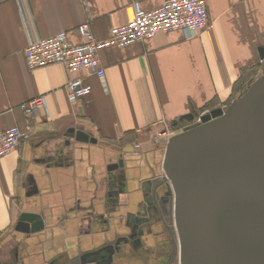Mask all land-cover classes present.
Listing matches in <instances>:
<instances>
[{"label":"crops","instance_id":"1","mask_svg":"<svg viewBox=\"0 0 264 264\" xmlns=\"http://www.w3.org/2000/svg\"><path fill=\"white\" fill-rule=\"evenodd\" d=\"M164 1L0 0V132H29L0 158V264H106L107 251L81 259L109 245L116 248L111 264H167L158 221L140 223L142 244L132 242L134 215L144 219L148 186L163 174L165 144L151 138L177 132L172 124L191 112L225 108L262 74L264 0H204L208 25L194 37L178 30L101 50L103 82L60 65L28 70L24 60L31 40L65 33L80 44L77 27L87 21L103 40L136 7L150 12ZM75 77L91 92L71 103L67 84ZM40 96L45 110L25 115L20 106ZM71 128L96 143L76 141ZM134 144L140 154L126 155ZM24 213L40 214L43 229L17 231Z\"/></svg>","mask_w":264,"mask_h":264},{"label":"water","instance_id":"2","mask_svg":"<svg viewBox=\"0 0 264 264\" xmlns=\"http://www.w3.org/2000/svg\"><path fill=\"white\" fill-rule=\"evenodd\" d=\"M257 52L263 61L264 46ZM68 132L78 142L97 141L82 128ZM161 168L172 194L178 264H264V71L225 109L173 134ZM15 229L41 231V215L24 213ZM115 249L100 248L81 261L107 251L111 264Z\"/></svg>","mask_w":264,"mask_h":264},{"label":"built area","instance_id":"3","mask_svg":"<svg viewBox=\"0 0 264 264\" xmlns=\"http://www.w3.org/2000/svg\"><path fill=\"white\" fill-rule=\"evenodd\" d=\"M207 25L208 16L204 0H165L161 6L150 12L136 7L133 18L126 24L112 28L110 35L103 40L93 36L88 21L77 27L83 40L80 44L70 42L65 33L31 40L24 51L25 65L28 70L60 65L72 75H78L86 70L103 82L104 70L99 63L101 50L109 47L125 48L134 43L150 40L157 34L178 30L188 37H194ZM90 92L91 87L84 83L81 77H75L67 84V98L71 103H76ZM20 107L25 115L31 116L45 110V98L43 96L32 98ZM171 135L169 131L160 132L152 136L151 142L153 146L166 144ZM28 139V130L16 126L0 132V158L8 156L20 142ZM139 151V145L134 144L126 155H139Z\"/></svg>","mask_w":264,"mask_h":264},{"label":"flooded vegetation","instance_id":"4","mask_svg":"<svg viewBox=\"0 0 264 264\" xmlns=\"http://www.w3.org/2000/svg\"><path fill=\"white\" fill-rule=\"evenodd\" d=\"M148 201L144 207V219L141 223L145 225V228L150 227L154 222H159L163 232L167 239V243L170 248V252L167 255V264H178V256L176 248L178 247L177 234L175 231L173 220V202L172 194H170V187L166 181H162L161 177L155 179L153 183H150L147 189ZM141 225V226H142ZM133 226V239L134 247L137 248L142 244V235L138 231V226ZM145 239H147L145 237Z\"/></svg>","mask_w":264,"mask_h":264},{"label":"trees","instance_id":"5","mask_svg":"<svg viewBox=\"0 0 264 264\" xmlns=\"http://www.w3.org/2000/svg\"><path fill=\"white\" fill-rule=\"evenodd\" d=\"M249 84H251V82ZM196 117H195V115L192 112L190 114L186 115V116L181 117L177 122L172 124L171 130L177 131L178 129H189V128H192L193 127V126H191V125H193L192 121ZM122 145H123V143L120 144V146H122Z\"/></svg>","mask_w":264,"mask_h":264},{"label":"rangeland","instance_id":"6","mask_svg":"<svg viewBox=\"0 0 264 264\" xmlns=\"http://www.w3.org/2000/svg\"><path fill=\"white\" fill-rule=\"evenodd\" d=\"M227 107V106H226ZM225 107V108H226ZM225 108H223V109H225ZM193 123V125H191V126H196V125H198V124H200V121H199V116H197L193 121H192ZM181 130H187V129H178L177 131H181ZM162 176H163V174H162ZM152 183H153V181H152ZM173 207V206H172ZM142 209V208H141ZM142 214V212L141 213H139V215H134L135 217L134 218H139L140 217V215ZM137 216V217H136ZM141 220H142V222H143V219L142 218H140ZM176 252H177V250H176Z\"/></svg>","mask_w":264,"mask_h":264},{"label":"bare ground","instance_id":"7","mask_svg":"<svg viewBox=\"0 0 264 264\" xmlns=\"http://www.w3.org/2000/svg\"><path fill=\"white\" fill-rule=\"evenodd\" d=\"M176 250H177L176 253H177V256H178L179 255V247H177Z\"/></svg>","mask_w":264,"mask_h":264}]
</instances>
